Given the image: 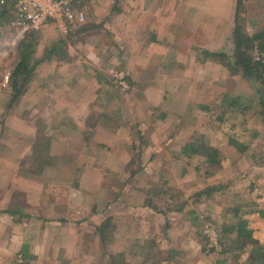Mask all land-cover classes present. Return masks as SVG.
Returning <instances> with one entry per match:
<instances>
[{"label": "rangeland", "instance_id": "1", "mask_svg": "<svg viewBox=\"0 0 264 264\" xmlns=\"http://www.w3.org/2000/svg\"><path fill=\"white\" fill-rule=\"evenodd\" d=\"M85 3L84 0H77V4L86 13ZM8 11L10 10L8 9L6 12ZM6 12L0 13V178L4 179V175L8 176V171H11L10 175L12 174L13 177L15 174L16 180L8 186V189H6L7 186L0 185V206H3L2 211L4 209H20L23 217L27 216L19 221L11 219V221L13 220L11 224L25 222L27 232H30L34 227L43 228V231L38 232L37 241L39 242L35 255L28 252L29 260L22 263L20 249L24 245H21L22 248L11 250V264H111L106 257L109 256L104 249L106 247L103 246L95 233V226L109 219V224L112 226L110 232L113 246L111 245V249L115 245L119 246L118 240L121 238L123 241L124 239L130 240L129 216L138 214L144 218L147 211L142 208L141 199L152 188H157L160 182L157 180L158 173L162 172L161 169L165 165H167L165 167V183L167 184L162 186L161 190L165 189L171 196V203L167 204V208L173 212L179 205H185L188 207L184 209V213L191 209L195 211L193 213L195 216L187 218L184 223L186 227L190 226L186 230L188 235L186 248H188L189 241L196 243L191 245L196 251L191 250L189 255L192 258L196 257L197 260L194 261V264H222V262L224 264H245L248 256L242 252V249L237 248L234 234L230 239H227L228 242L225 245H222L219 239L223 238L220 230L225 221L245 220L246 228L253 230L254 237L262 245L264 244V217L260 216V211H264V122L258 114L261 111L259 97L264 100L262 85L241 76H231L227 69L219 64L227 71L226 75L224 76L222 73L218 75L217 72L212 71V75H210L212 79H209L210 82H204L205 89L200 93L204 98L203 103L194 104L191 107L189 112L191 120L184 124L179 137L176 136L170 140L168 148L164 146L167 153L158 154L160 149H152L153 155L163 157L162 161L156 160V168L139 171L130 184L122 186L121 183L125 178L133 173L130 169L125 168L126 162L123 160L129 157V149H119V157H113L110 149H101V151H105L106 155L104 156L101 154L95 156L93 153H89L97 157V161L95 160L96 171H89L86 175L85 170L80 167L81 165L78 167L76 165L79 154L74 156L70 153V155L61 158V154L56 152L55 149L65 148V145L68 146L70 141L64 137L60 138V136L56 138V132L42 129V127L50 128V115L47 112L42 114L41 111L28 103L17 105L18 101L10 106V100L8 102L6 100L8 96L5 91L10 88L9 77L19 60L20 44L24 43L25 39L29 40L31 33L37 42L34 55L37 62L36 67L40 66L41 61L46 62L47 65L59 64L58 62H63L68 51H75L74 48L78 45L76 42L73 44V41L83 25L72 27L64 35L58 31L55 24L48 23L38 31L26 30L19 35V30L16 31L11 25V13ZM243 18L247 21V25L249 24L246 27L248 34L253 35L264 30V0H245ZM223 29L226 30V27L220 28V30ZM222 44L223 41L220 45ZM231 47L229 53L232 52ZM78 65L80 67L81 64L78 63ZM221 70L219 69L220 72ZM109 77L112 81L116 80L112 71ZM213 83L215 84L214 89L210 88V84ZM6 87L8 88L3 89ZM117 91L123 99L139 92L129 89V86L126 91H123L126 93ZM198 91L200 90L198 89ZM152 93L155 94L153 91ZM155 95L151 96L158 104L159 95ZM109 104L108 109L101 105L96 106L94 112H103L102 110L106 109L108 113H116L113 102L110 101ZM198 105H203L206 110L200 109ZM22 115L30 119L34 126H38L39 135H42L41 138H38L46 139L48 137L50 140L46 152L43 151L41 155H36L31 149L30 153L24 152L22 158L15 161L8 155V151L19 146L18 140L10 136L11 138L6 141L3 133L9 130L11 134L16 133L18 119ZM41 117L48 121L38 123L34 120ZM166 127L170 133L172 124L168 122ZM154 137L155 141L159 142L158 145H161L162 136L155 135ZM53 140L58 142L55 143V149H53ZM120 141H124V138H119L118 142L120 143ZM194 141L198 142L197 144L202 143L216 148L215 163L218 168L205 163L209 155L207 152L192 156L182 154L184 145ZM72 144L73 149L80 147V143L76 140ZM43 147L45 145L41 146V148ZM51 149L54 151L52 155L57 153L58 156H51ZM146 150L148 151V149ZM90 151L93 152L92 149ZM138 151L140 153V149H137ZM141 152L143 153L142 160L138 159L140 166L143 163H148L149 159L145 149H142ZM118 162L122 167L118 165ZM13 166L18 167L16 172L14 169H9ZM90 174L99 176V184L96 187L93 183L96 177ZM57 177L58 181L62 182L59 183V186L56 183ZM72 185H75L74 189ZM79 185L87 190L81 192L77 188ZM5 189L6 192H4ZM120 189L123 190V193L117 196L116 193ZM32 191L35 193L32 196L35 195L34 199H37V204L40 205L39 209L37 208L39 218H35V214H32L36 208L33 206L35 200L30 198V205L27 201ZM115 196L122 201L115 200ZM158 200H153V203L162 206L163 203H159ZM65 203H68L72 213H64L61 218H58L62 211L59 209L54 211V207ZM66 211L67 209L64 212ZM203 217L210 219V221H205L206 223L213 224L218 239L217 249L210 246L208 238L202 232ZM194 219L196 222L193 221ZM143 220L145 221V219ZM59 224L62 226V228H58L60 233L51 232V227ZM19 228L15 227V231L9 234L17 237L16 231ZM9 234L0 235V240L8 239ZM125 243L122 246H125ZM141 244L143 245L142 242ZM229 246L232 249L230 248L228 251ZM225 250L226 252H224ZM126 251L131 258L132 251ZM137 251L138 246L133 251V255H136V259L139 261ZM104 257L105 259H103ZM192 258L186 259L190 262ZM136 259L131 258V262L133 261L134 264ZM151 262L154 260L150 258L148 263ZM183 264L186 263L183 261Z\"/></svg>", "mask_w": 264, "mask_h": 264}, {"label": "crops", "instance_id": "2", "mask_svg": "<svg viewBox=\"0 0 264 264\" xmlns=\"http://www.w3.org/2000/svg\"><path fill=\"white\" fill-rule=\"evenodd\" d=\"M84 1L87 10L83 27L86 30L75 37L73 44L76 42L78 45L74 48L75 51H68L67 57H64L63 62H58L59 64L47 65L41 61L34 71L32 82L18 97L17 105L28 103L42 114L47 112L50 115V128L42 129L56 132V138L60 136L70 141L65 148L55 149V143L58 142L53 140V149L61 154V158L70 153L74 156L79 154L76 165H81L86 175L89 171H96L95 156L106 155L101 149H110L113 157H119V149H129V157L123 160L126 162L125 168L133 173L121 183L124 186L130 184L139 171L156 168L155 161H162L163 157H153L152 149H160L158 154L167 153L165 147L168 148L170 140L179 137L184 124L191 120V107L203 103L204 98L200 93L205 89L204 82H210L209 79H212V71L218 75H226L225 69L217 62L205 58L202 53L208 51L230 54L234 0ZM223 27H226V30H220ZM222 41L223 44L220 45ZM78 63L81 64L80 67ZM113 70L125 73L129 89L139 91L138 94H131L123 99L117 90L123 91L117 86L116 80L112 81L109 77ZM214 85L210 84V88L214 89ZM198 89L200 91L197 92ZM152 91L159 95L158 104L151 96H156ZM5 94L8 96V102L11 89L8 88ZM110 101L115 105L116 113H108L106 109L102 110L103 112H94L98 105L108 109ZM34 120L38 123L48 121L43 117ZM168 122L172 124L170 133L166 129ZM3 134L6 141L10 136L18 140L19 146L8 151V155L15 161L21 159L24 152L30 153L36 139L39 140L42 136L39 135L38 126H34L31 120L23 115L18 119L16 133L11 134L9 130ZM155 135L162 136L161 145L155 141ZM119 138H124V141L119 143ZM75 140L80 143V147L73 149L72 142ZM137 149H145L148 152V163L140 166L139 160H142L143 153L137 152ZM53 152L51 149V156H58L57 153L52 155ZM206 164L218 168L215 162ZM118 165L122 167L119 162ZM165 167L158 173V187L152 188L149 194L153 200L159 199L158 202L163 203L162 207L166 209V213H156L144 206L143 196L141 206L147 211L146 215L144 218L138 214L130 215L131 238L118 240L122 250L124 242V249L130 245L129 251H132L133 259L137 258L133 251L138 246L139 261L136 259L134 264H183V261L186 264H194L197 260L196 257L189 256L193 250L196 251L191 246L196 244L195 241H189L188 248L185 246L188 240L186 230L190 226L186 227L184 224L187 218L195 216V211L191 209L184 213V209L188 207L185 205H179L173 212L167 208V204L171 203V196L165 189L161 190V187L167 184ZM9 169L16 172L18 167ZM10 172L8 171V176L4 175V179L0 178V185L7 186L6 189L16 180V175L12 177ZM90 175L96 177L93 182L96 187L99 184V176ZM60 182L57 177L58 186ZM72 188L74 189L75 185ZM77 188L81 192L87 190L80 185ZM120 190L116 193L117 196L123 193V190ZM33 194L34 191L29 194L27 201L30 205V198L35 200L33 206L36 208L32 214L39 218L37 208L39 209L40 205L38 206ZM115 200L121 199L115 196ZM2 209L3 206H0V235L14 232L15 227L20 228L16 231L18 239L9 234L8 239L0 240V264H11V250L22 248L21 245H24L23 250L25 249L27 256L28 252L35 255L39 242L38 232L43 231V228L34 227L27 232L25 222L11 224L13 217ZM58 209L62 211L58 218L64 213H72L68 203L54 207V211ZM193 221L196 222V219ZM58 228L62 226H52L51 232L60 233ZM146 241L154 243V251L147 249ZM150 258L154 262L148 263ZM186 258L192 260L188 262Z\"/></svg>", "mask_w": 264, "mask_h": 264}, {"label": "trees", "instance_id": "3", "mask_svg": "<svg viewBox=\"0 0 264 264\" xmlns=\"http://www.w3.org/2000/svg\"><path fill=\"white\" fill-rule=\"evenodd\" d=\"M244 1L245 0H234L233 28L230 37L232 52L227 54L225 52L210 53L208 51H203L202 54L205 58H209L227 69L231 76H241L244 79L253 80L257 84L262 85L264 90V30L258 31L253 35L248 34L246 27H248L249 24L247 25V21H245L243 18ZM8 9V7H0V13H4ZM79 30L80 34L86 29L85 27H82ZM24 41L25 42L20 44L19 47V60L14 66L9 77V87L11 89L9 102L10 106L17 102L18 97L23 93L24 88L32 82L34 71L37 65V62L34 59L37 42L34 40L32 33L29 35V40L25 39ZM259 99L261 111L258 114L262 117V121L264 122V100L260 97ZM199 108L206 110V107L203 105H200ZM48 142V138H42L39 140L36 139L33 144L34 153L36 155H41L43 151L46 152V149L48 148L47 145L49 144ZM197 143L198 142L194 141L193 143L184 145L182 148V154L186 156H192L202 155L203 153L207 152L209 155L207 157L206 163H214L217 158V151L215 150L216 148L212 146H206L202 143ZM44 145L45 147L41 148V146ZM141 151L142 149H140V153ZM153 157L155 158V155H153ZM39 168H41L40 165ZM151 191L149 193H151ZM149 193L144 194V206L151 208L156 213H166V209H164V207L155 205V203H153V198L148 195ZM3 212L12 216V219H16L17 221H19L21 218L27 217L26 215L23 217L20 209H5ZM260 216L264 217V211H260ZM205 221H210V219L203 217V222ZM109 223V219H107L95 226V233L98 236V239L103 244V246L108 248H104L106 254L109 255L106 257L111 264H131V258L134 257L131 256V258H129L130 255H128L126 251L131 250L130 246L126 249H124V246L122 247V250L121 246L115 245V247L111 249L113 246L111 244L112 237L110 232L112 231V226ZM220 232L222 233L223 238H220L219 242L222 245H225V243L228 242L227 239H230L231 235L234 234V240L237 242V248L242 249V252L246 253L248 256V260L245 262V264H264V244L262 245L260 241L254 237L253 230L246 228L245 220H238L234 222L230 220L225 221ZM108 243H110V245H108ZM146 244L147 245L145 246L147 249H152L154 245L152 241H146ZM230 248L232 249V247L229 246L228 251ZM224 252H226V250ZM21 254L22 263L25 260H29V257L25 254V249H21Z\"/></svg>", "mask_w": 264, "mask_h": 264}, {"label": "built area", "instance_id": "4", "mask_svg": "<svg viewBox=\"0 0 264 264\" xmlns=\"http://www.w3.org/2000/svg\"><path fill=\"white\" fill-rule=\"evenodd\" d=\"M0 6L8 7L11 25L20 35L26 30L38 31L48 23L55 24L61 34L66 35L72 27L84 25L86 13L76 0H0ZM117 85L126 91V74L112 71ZM202 232L213 249H217L218 239L213 224L203 223Z\"/></svg>", "mask_w": 264, "mask_h": 264}]
</instances>
